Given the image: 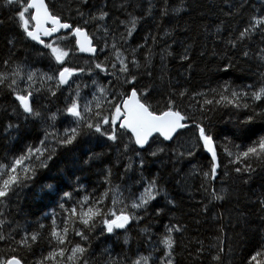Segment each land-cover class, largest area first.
<instances>
[{
	"label": "trees",
	"instance_id": "obj_1",
	"mask_svg": "<svg viewBox=\"0 0 264 264\" xmlns=\"http://www.w3.org/2000/svg\"><path fill=\"white\" fill-rule=\"evenodd\" d=\"M151 2L154 7L153 14L149 17L145 15L149 0H88L86 6L79 0H47L57 14L73 24L83 23L77 15V8L87 14L94 13L102 5H106L104 10L110 13L107 26L113 29L117 36L125 31L119 21L127 20L129 13L143 17L124 47L135 48L138 44H144L146 35H157L159 43L154 45L149 39L148 47L138 50L137 56L142 64L149 47L154 55L148 69L152 76L149 78L142 66L136 73L140 77L136 86H151L152 95L149 99L158 108L162 106L158 102L166 99L170 84L177 91L187 88L199 92L225 83L234 88H242L249 84L259 87L260 83L264 82V62L255 56V53L264 47V36L258 31L250 39L239 43L236 48L228 44L230 39L238 37L252 16H264V0H183L184 10L178 14L172 13L171 10L181 7V0H168L170 14L163 19L160 16L163 0ZM229 12L232 14L228 15ZM13 15L12 11L3 6V0H0V71L4 70L3 60L11 58L13 66L19 63L40 72H58L60 66L53 63L49 52L21 35L17 24L10 19ZM217 26H220V32L216 31ZM165 29L171 32V36L160 39ZM87 30L96 36L103 35L102 32L96 31L95 24H89ZM10 39H15V47L8 44ZM94 43L98 48H104L103 39ZM111 43L112 39L109 37L108 44ZM166 45H171L168 51L172 55L166 56L162 61L160 54ZM245 50L250 52L248 58L243 56ZM183 54L188 55L187 61L180 59ZM96 60L100 61L97 55ZM84 75L89 79L94 78L100 85H105V73L92 75L86 70ZM75 79L79 80L77 76ZM110 81L115 90H121L120 82L112 76ZM84 83L83 80L79 82L83 97L81 103L91 100L96 91L93 80L86 82L90 84ZM20 86L25 87L24 84ZM70 95L74 96L75 92L69 86H62L55 97L47 91H41L35 95L33 106L47 117L57 109H63L65 104L70 102L66 100ZM189 103L187 98H184L183 102L178 101L182 111H188ZM262 110L264 102L257 101L254 108L246 110L219 108L205 113L208 119L203 123L215 134L217 151L222 161L214 181L211 178L206 181L202 175V172L208 171L210 167V157L202 147L197 150L196 155H186L196 136L194 127L180 130V134L170 142L161 143L162 140L155 136L150 141L151 146H146L144 150L138 149L133 142L126 154L121 152L123 145L128 143V136H121L118 144H112L105 143L97 135L84 134L79 137L78 142L68 148L57 147L49 137V146L57 148L56 154L48 161L47 168L39 169L36 176L26 181L10 201L4 202L3 212L6 216H0V219H6L8 224L0 226V231L8 234L11 229L19 226L20 231L15 236L17 241L24 235L25 229L29 233L40 231L41 238L31 249L21 247L16 252L27 264H35L50 250L48 236L54 216L57 225L63 228L62 219L66 214L59 207L63 192H73L74 200L89 194L100 196L110 187L104 180V170L110 167L111 186L120 185L125 196L129 191L136 195L142 192L144 185L137 181L143 176L148 180L156 177L167 197L162 193L150 203L147 212L140 210L138 214L143 220L133 221L126 230L118 229V239H115L113 234L105 233L102 236L100 221L97 222L94 233H89V242L73 236L69 225L70 238L89 248L90 264H107L109 257L122 258L127 255L130 259H135L137 255L148 256L150 253L149 264H160L163 251L158 249H162L163 245L158 241L166 225L177 224L183 227V231L173 234L177 241L173 253L175 264H247L248 257L264 242V211H261L257 203L258 198L264 195V165L252 161L256 171L251 177L236 174L234 165H229V175L225 176V166L228 165L229 158L223 146L226 145V137L234 144H246L247 141L238 138L237 129L247 116ZM193 114L197 119L201 116L199 111ZM47 123L31 117L25 120L7 85L0 86V157L18 155L28 145L38 144L39 140L44 138ZM187 123L191 125L192 122ZM10 124L12 128L8 127ZM72 126L74 125L70 117L58 115L56 129L62 132ZM254 126L261 128L258 135L264 134V121L259 117ZM48 130L52 131L50 128ZM157 147H163L165 151L158 153L156 157L150 156L149 153ZM137 150L141 151L145 160L143 168L140 166V157L135 155ZM180 151H185L183 157L179 156ZM92 153L102 155L90 160ZM129 163L132 167L126 171V165ZM245 180L248 183H245ZM202 184L210 190L214 187L225 199L209 202L210 197L204 192ZM167 199H174L175 206L167 205ZM106 204L111 206V198ZM204 205L208 206L207 212L202 210ZM66 207H71V203ZM157 208L163 209L159 216L156 215ZM41 224L45 225L44 229H40ZM144 228L148 229L147 233L140 231ZM125 237L128 238L127 244L120 240ZM11 246L17 247L15 243ZM8 248V244L0 242V254L7 253ZM220 248H223V252H219ZM198 249L202 251L198 252ZM135 251L139 252L133 254ZM218 252L221 256L219 262L212 259Z\"/></svg>",
	"mask_w": 264,
	"mask_h": 264
},
{
	"label": "snow or ice",
	"instance_id": "obj_2",
	"mask_svg": "<svg viewBox=\"0 0 264 264\" xmlns=\"http://www.w3.org/2000/svg\"><path fill=\"white\" fill-rule=\"evenodd\" d=\"M79 2L85 6L88 4V0H79ZM182 5L183 0H181V7L172 9V13L178 14L183 11ZM3 6L14 13L10 19L17 24L21 30V35L48 49L51 57L60 67L58 72L53 70L49 74L31 69L25 64L18 63L13 66L11 58L2 62L4 70L0 71V86L7 85L14 101L18 102V107L22 110L25 120L31 117L51 123H47L44 138L39 140L38 144L28 145L18 155L0 157V216H6V213L3 212L4 202L10 201V198L17 194V190L23 187L26 181L34 178L39 169L47 168L48 161L53 159L57 148L49 146V137L57 147L68 148L78 142L79 137L84 134L97 135L105 143L111 142L112 144H118L121 136H128V143L123 145L121 152V154H126L133 142L138 146V149L144 150L146 146H151L150 140L154 134L162 137L161 143H163V141H172L180 134V130L194 127L196 136L192 146L187 149L186 155L189 157L196 155L197 150L201 147L204 152L210 154V167L208 171L202 172V175L206 181L209 178L214 181L222 161L217 151L216 136L203 123L204 120L208 119L205 113L219 108L246 110L254 108L257 101L264 102V82H261L259 87L249 84L242 88H234L225 83L216 88H208L206 91L199 92H193L187 88L177 91L170 84L167 97L162 102H158L162 105L158 108L149 99L152 95V87L138 88L136 86L140 78L136 73L142 66L145 69V74L149 78L152 76V72L148 69L154 55L152 48L149 47L142 64L137 56L138 50L148 47L147 41L149 39L154 45L159 43L157 35H146L144 44H138L135 48L124 47L128 38L132 37L137 30V25L143 17L129 13L127 20L119 21V25L123 26L125 31L117 36L116 32L107 26V18L110 13L104 10L106 5H102L94 13L89 12L87 14L77 8V15L83 21L82 24L67 22L62 15L53 10L46 0H3ZM153 7L154 5L149 0V6L145 12L146 16H152ZM169 14L168 0H163V7L160 9L161 19L168 17ZM231 14V12L228 13V15ZM89 24H95L96 31L102 32L103 35L96 36L90 33L87 30ZM61 30H68L67 34L56 35ZM216 31H221L220 26H217ZM258 31L264 36V16L254 15L249 24L239 32L238 37L230 39L228 44L230 47L236 48L239 43L250 39ZM54 35H56L55 39L45 41L44 38H52ZM69 36L75 39L76 48L80 53L92 54L94 68L90 66L87 69L89 74L105 73L110 75L120 82L121 90H115L111 81L108 85H100L96 80H93L96 91L93 93L92 99L84 100L81 103L83 97L79 85H77L75 95L66 98L70 102L66 103L63 109H57L56 112L45 117L41 111L36 110L33 106L35 95L41 91H47L52 97H55L62 86H71L70 81L75 75L85 72L84 68L64 66L66 58L70 55V50L62 47L61 42L67 40ZM168 36H171V32L165 29L160 39ZM109 37L112 39L111 45L108 44ZM99 39L104 40V48H98L94 43ZM8 44L15 47V39H10ZM169 48L171 45H166L161 50L162 61L166 56L172 55L168 51ZM105 50H108L109 55L105 56L103 61L96 60V53ZM243 56L248 58L250 52L245 50ZM255 56L259 61L264 62V47H261ZM180 59L187 61L189 57L187 54H183ZM94 69L98 71H94ZM21 84H24L25 87H21ZM37 85L39 86L37 87ZM184 98L190 101L187 105L188 111H182L178 104V101L183 102ZM195 111L201 113L199 119L194 116ZM58 115H64L65 118L70 117L74 126L65 128L62 132L56 129L55 122ZM257 117L264 121V110L247 116L241 122V127L237 129L238 138L247 141L246 144H234L230 139L225 138L226 145L223 146V150L229 158L228 165L225 166V176L229 175L227 171L229 165H234L233 170L236 174H244L249 177L256 171L252 161L264 165V134H257L261 131L259 126H254ZM187 121H191V125ZM8 127L12 128L13 126L10 124ZM49 128L52 131H49ZM164 151L165 148L157 147L149 155L156 157L158 153ZM100 155L102 154L92 153L89 159L97 158ZM135 155L140 157V166L143 168L145 160L141 151H135ZM184 155L185 151L179 152V156L183 157ZM129 160H131L130 157ZM87 162L86 160L85 163ZM131 167V163L126 165V171ZM104 172L105 183H108L110 187L98 197L89 194L79 200H74L73 192H63L60 198L62 202L59 204L62 212L66 214L62 219L63 228L57 225L54 216L48 236L50 250L35 264H90L89 248L70 238L69 225H71L73 236L79 237L81 241L89 242V233H94L98 221L102 222V228H100L102 236L105 233L114 234L118 229L126 230L133 221L140 222L143 220V217L138 214L140 210L147 212L150 203L162 193L167 197V193L156 177L148 180L143 176H141V180L137 181V183H143V191L139 195L129 191L128 195L125 196L120 185L111 186L112 169L106 168ZM244 182L248 183L247 180ZM201 187L210 197L209 202L225 199V196L221 192H217L214 187L211 190L205 184H202ZM109 198H111V206L106 204ZM69 203H71V207H66ZM175 203L174 199H167V205L174 207ZM257 203H259L261 211H264V195L258 198ZM202 210L207 212L208 206L204 205ZM162 212V208L156 209L157 216L161 215ZM7 224L6 219H0V226H7ZM39 227L44 229L45 225L41 224ZM19 231V226L11 229L8 234L0 231V242L9 245L7 253L0 254V264H27L26 260L18 256L16 252L21 247L31 249L32 245L40 240L42 233L40 231L29 233L25 229L24 235L17 241L15 236ZM140 231L147 233L148 229L144 228ZM182 231L183 227L178 224L165 226V231L158 241L160 245H163L162 249H158L163 251L160 264H175L173 253L177 241L173 234ZM124 242L128 243L127 237H125ZM12 243H15L17 247H12ZM197 251L200 252L202 249ZM219 252H223V248H220ZM219 252L212 257L218 262L221 260ZM150 258L151 253L148 256L137 255L135 259H130L127 255L122 258L109 257L107 264H149ZM247 264H264V242L248 257Z\"/></svg>",
	"mask_w": 264,
	"mask_h": 264
},
{
	"label": "rangeland",
	"instance_id": "obj_3",
	"mask_svg": "<svg viewBox=\"0 0 264 264\" xmlns=\"http://www.w3.org/2000/svg\"><path fill=\"white\" fill-rule=\"evenodd\" d=\"M60 35H66V34H60ZM72 44H73V40H72L71 36H69L67 40H64V41L61 42V46L62 47H64L66 50H70V55L66 58V61H65V65L64 66L72 67V68H84L85 71L90 66H92L94 68V60L93 59H90L88 57L78 56V54L76 53V51H74L71 48L72 47ZM109 45H111V44H109ZM46 50L50 54V51L48 49H46ZM107 55H109L108 50H105L104 52H99V54H98L99 60L100 61H103L104 58H105V56H107ZM50 56H51V54H50ZM52 61H53V63L56 64V62L54 61L53 58H52ZM96 71H98V70H96ZM84 76H85L84 73L83 74H79L78 73L77 74V78L79 80H76L75 78L73 79V81L70 84L71 86L69 87L73 92H75V89L77 88V85H79V82L84 78ZM104 79H105L104 80V84L105 85H108L109 84L110 75L104 76ZM90 80H94V78L93 79L83 80V82H85L84 84H90V83H86V82H88ZM91 83H92V81H91ZM160 139L162 140V138H160ZM113 236H114L115 239H118V237H119L118 230L115 231V233L113 234ZM120 240L124 241L125 239H120ZM138 252L139 251H135V252H132V253L133 254H136Z\"/></svg>",
	"mask_w": 264,
	"mask_h": 264
},
{
	"label": "water",
	"instance_id": "obj_4",
	"mask_svg": "<svg viewBox=\"0 0 264 264\" xmlns=\"http://www.w3.org/2000/svg\"><path fill=\"white\" fill-rule=\"evenodd\" d=\"M74 43H75V39H74ZM75 47H76V45H75ZM77 49V48H76ZM78 51V50H77ZM78 53L79 54H81V55H86V56H92V54H90V53H80L79 51H78ZM155 135V134H154ZM162 138V137H161ZM163 139V138H162ZM166 142H170V141H166ZM138 147V146H137ZM206 153V152H205ZM209 157H210V154H208V153H206Z\"/></svg>",
	"mask_w": 264,
	"mask_h": 264
},
{
	"label": "bare ground",
	"instance_id": "obj_5",
	"mask_svg": "<svg viewBox=\"0 0 264 264\" xmlns=\"http://www.w3.org/2000/svg\"><path fill=\"white\" fill-rule=\"evenodd\" d=\"M129 135H130V133H129ZM155 136L159 137L157 134H155V135L153 136V138H154ZM159 138H161V137H159ZM151 140H152V138H151ZM151 140H150V141H151Z\"/></svg>",
	"mask_w": 264,
	"mask_h": 264
}]
</instances>
